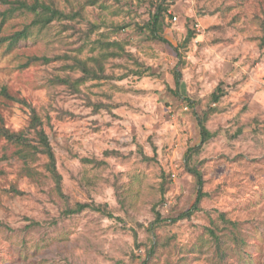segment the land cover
Segmentation results:
<instances>
[{
  "label": "clouds",
  "instance_id": "1",
  "mask_svg": "<svg viewBox=\"0 0 264 264\" xmlns=\"http://www.w3.org/2000/svg\"><path fill=\"white\" fill-rule=\"evenodd\" d=\"M24 3L0 264H264V0Z\"/></svg>",
  "mask_w": 264,
  "mask_h": 264
},
{
  "label": "trees",
  "instance_id": "2",
  "mask_svg": "<svg viewBox=\"0 0 264 264\" xmlns=\"http://www.w3.org/2000/svg\"><path fill=\"white\" fill-rule=\"evenodd\" d=\"M0 2L11 5V7H9L6 11L0 12V16L3 19H5L11 14L16 13L17 11H20V10L22 11L26 7L24 0H0ZM1 27H2V24H0V31H1ZM23 34L24 33H18L17 37Z\"/></svg>",
  "mask_w": 264,
  "mask_h": 264
},
{
  "label": "rangeland",
  "instance_id": "3",
  "mask_svg": "<svg viewBox=\"0 0 264 264\" xmlns=\"http://www.w3.org/2000/svg\"><path fill=\"white\" fill-rule=\"evenodd\" d=\"M93 2H95V0H93ZM0 4H4V3L0 2ZM104 7H105V5H101L102 9ZM23 19H24L23 10L17 11L16 13L9 15L5 19H3L0 16V24H2L0 32L4 31L6 25L9 27H15L17 24L21 23L23 21Z\"/></svg>",
  "mask_w": 264,
  "mask_h": 264
}]
</instances>
